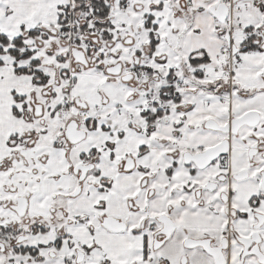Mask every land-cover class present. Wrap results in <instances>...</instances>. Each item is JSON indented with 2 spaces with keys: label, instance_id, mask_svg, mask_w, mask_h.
Listing matches in <instances>:
<instances>
[{
  "label": "snow or ice",
  "instance_id": "snow-or-ice-1",
  "mask_svg": "<svg viewBox=\"0 0 264 264\" xmlns=\"http://www.w3.org/2000/svg\"><path fill=\"white\" fill-rule=\"evenodd\" d=\"M0 264H264V0H0Z\"/></svg>",
  "mask_w": 264,
  "mask_h": 264
}]
</instances>
